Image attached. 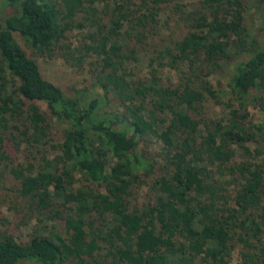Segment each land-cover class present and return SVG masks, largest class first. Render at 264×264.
<instances>
[{"label": "trees", "instance_id": "obj_1", "mask_svg": "<svg viewBox=\"0 0 264 264\" xmlns=\"http://www.w3.org/2000/svg\"><path fill=\"white\" fill-rule=\"evenodd\" d=\"M4 1L0 163L36 223L27 243L0 231V264H264V41L245 22L264 0ZM165 15L187 31L164 37ZM37 56L89 67L102 96H69Z\"/></svg>", "mask_w": 264, "mask_h": 264}, {"label": "rangeland", "instance_id": "obj_2", "mask_svg": "<svg viewBox=\"0 0 264 264\" xmlns=\"http://www.w3.org/2000/svg\"><path fill=\"white\" fill-rule=\"evenodd\" d=\"M185 3H189V1L187 0L185 1ZM10 10L11 9L6 5V2L4 0H0V22L5 16L11 13ZM170 15L171 14H169V16ZM169 16L165 15L163 17L161 34L164 37H170L171 35L176 37L184 34L186 29L182 23L170 20L168 24H165ZM245 22L247 26L251 28L252 34L256 38V40L264 41V26L262 24L260 11L257 8L253 7L251 10H248L245 13ZM89 33V29H85L82 32L76 30L73 34H70L71 43L77 45L79 38H81L82 35H88ZM15 39L29 55H32L31 50L26 45V42L18 33H15ZM36 58L45 79L61 88L69 96H74L76 92L82 90H88L84 93L86 95L84 98L86 101L91 100V98L95 96H102L103 92L98 87H95V80L89 72V67H73L67 64L60 56H56L54 58H44L37 56ZM134 70L137 75L141 77H149V70L147 68L146 60L135 64ZM233 75V68H227L225 70L224 75L221 77V88L223 89V91L221 90L220 86H218L217 79L213 80V84L218 89H220L221 96L223 97L224 101L232 98L233 92L229 84ZM166 76H173L174 78L176 77L175 74H170L169 71L165 73V77ZM38 104L42 107L43 110H47L46 104L41 102H39ZM207 106L213 118H216L217 116L220 117L228 113V111L224 112L223 109L217 107L213 102L209 103ZM118 109L120 108H118L117 103L111 96V102L106 108V111L108 110L109 113L113 114L116 113ZM249 111L252 117L255 119L256 123L264 125L263 107H254V104H250ZM63 128V126H60L58 124L54 126V134H56L58 142L61 140ZM147 146H149L150 148H145L146 146L144 144H140L138 153H144L143 149H148L149 151H145V154L152 153L157 150L155 144H151V142ZM11 149H13V147H11ZM253 150H255L254 146ZM13 157L16 159V155H13ZM18 187V183L11 176L9 169L6 168L5 164L0 163V231L13 235L19 243H27L30 237L29 234L31 233L32 228L36 222L34 221L26 225L28 217L27 204L23 198L18 196ZM145 192L146 190L140 191L139 196L137 195V198L140 201H142ZM239 254L240 248L236 250L235 254L233 255V264L238 263L240 258ZM23 264L38 263L34 261H28Z\"/></svg>", "mask_w": 264, "mask_h": 264}]
</instances>
